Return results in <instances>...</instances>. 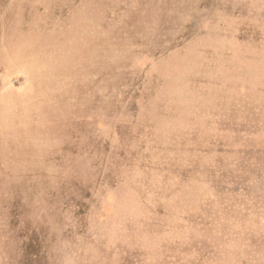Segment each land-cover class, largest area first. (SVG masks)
I'll list each match as a JSON object with an SVG mask.
<instances>
[{
    "label": "rangeland",
    "instance_id": "1",
    "mask_svg": "<svg viewBox=\"0 0 264 264\" xmlns=\"http://www.w3.org/2000/svg\"><path fill=\"white\" fill-rule=\"evenodd\" d=\"M0 264H264V0H0Z\"/></svg>",
    "mask_w": 264,
    "mask_h": 264
}]
</instances>
